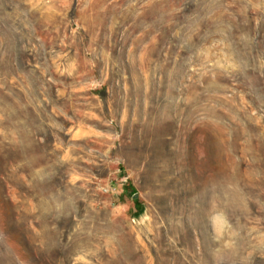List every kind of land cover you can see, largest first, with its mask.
<instances>
[{
	"label": "rangeland",
	"instance_id": "rangeland-1",
	"mask_svg": "<svg viewBox=\"0 0 264 264\" xmlns=\"http://www.w3.org/2000/svg\"><path fill=\"white\" fill-rule=\"evenodd\" d=\"M0 264H264V0H0Z\"/></svg>",
	"mask_w": 264,
	"mask_h": 264
}]
</instances>
